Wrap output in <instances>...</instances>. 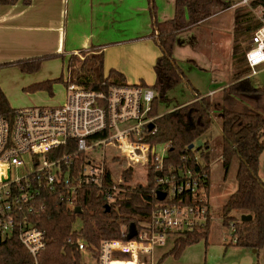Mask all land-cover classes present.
Returning <instances> with one entry per match:
<instances>
[{
	"label": "trees",
	"instance_id": "trees-1",
	"mask_svg": "<svg viewBox=\"0 0 264 264\" xmlns=\"http://www.w3.org/2000/svg\"><path fill=\"white\" fill-rule=\"evenodd\" d=\"M18 1L0 0V4H15ZM30 1L24 0L25 3ZM213 2L175 0L174 17L154 24L153 35L157 37L162 54L155 63V82L149 85L156 92V97L149 112V116L154 118L155 129L149 132L148 139L153 144L169 145L165 164L173 169V173H178L179 169H190L206 174V197L209 199L211 150L209 141L203 136L214 121L218 123L222 136L220 158L225 175L233 162L238 160L237 189L223 204L221 220L224 226H234L232 234L236 238V245L255 249L259 255L264 247V182L259 176L260 155L264 151V88L253 86L247 77L250 73L246 62L249 42L243 44L240 37L243 34L252 35L259 26L247 8L234 10L233 82L223 90L221 99L216 102L209 96L201 97V92L194 89L196 98L200 99L165 113L159 109V99L164 98L185 78L173 56L179 35L208 19L213 13ZM223 2L226 7L227 1ZM255 3L264 5V0H256ZM43 58L15 64L26 73H34L40 69ZM75 59V55L70 56L69 67ZM84 60H93L95 76L77 82L92 88L100 87L102 81L108 85L127 83L124 74L115 69L104 76L102 54H93ZM53 83L54 80L46 79L25 86L24 90H47L52 94ZM14 110L0 87V114L11 116ZM198 141H203L201 147L189 148ZM63 151L61 148L55 153L61 154ZM134 175L133 167L123 170L122 178L126 183L120 185L116 193L112 187L100 188L91 183L85 185L77 193L74 208L63 202L56 193L44 191L42 197L47 204L45 212L33 217L37 226L46 231V248L39 256L40 264H89L84 251L77 244L78 239L83 240L85 250L91 252L97 264L102 240L119 239L124 225L130 226L134 222L140 228L147 222L154 206L160 203L157 191L163 190V187L157 181V172L151 167L146 184H134ZM186 195L192 198L191 194ZM108 204L110 209H107ZM77 207H80L79 212L76 211ZM243 214L251 215L252 219L241 221ZM78 219L81 220V227L75 228ZM209 230L210 221L205 227L179 233L173 248L166 254L179 256L188 245L202 237L207 239ZM30 260V255L16 236L0 241V264H28ZM155 264L164 263L159 260Z\"/></svg>",
	"mask_w": 264,
	"mask_h": 264
},
{
	"label": "built area",
	"instance_id": "built-area-1",
	"mask_svg": "<svg viewBox=\"0 0 264 264\" xmlns=\"http://www.w3.org/2000/svg\"><path fill=\"white\" fill-rule=\"evenodd\" d=\"M226 1V9L245 7L259 23L246 51L250 78L264 70L257 69L264 63V5L256 0ZM65 83L63 104L33 105L15 108L11 116L0 114V241L16 236L31 257L28 264H40L46 231L33 217L45 212L43 192L56 193L74 208L79 189L91 183L112 187L116 193L126 183L123 170L140 164L161 173L157 181L166 197L154 206L149 220L137 227L133 238H128L130 226L124 225L119 239L102 240L97 264H155L153 250L165 242L167 233L205 227L210 221L206 174L190 169L173 173L165 164L169 145L148 139L155 129L148 125L154 120L149 112L156 97L149 85L102 81L100 87L92 88L69 79ZM61 148L63 153L56 154ZM100 149L103 157L98 160ZM121 156L129 164L118 180L113 166ZM230 229L233 232L234 226ZM77 244L85 251L82 239Z\"/></svg>",
	"mask_w": 264,
	"mask_h": 264
},
{
	"label": "crops",
	"instance_id": "crops-1",
	"mask_svg": "<svg viewBox=\"0 0 264 264\" xmlns=\"http://www.w3.org/2000/svg\"><path fill=\"white\" fill-rule=\"evenodd\" d=\"M216 6L223 8L216 10ZM213 7L208 19L179 35L173 56L182 71L191 64L213 72L214 86L204 92L186 79L191 87L190 98L161 113L203 96L212 101L221 99L223 90L233 82V69L229 66L233 65L235 13L225 21L227 12L233 9H226L223 0H217ZM174 14L175 0H168L167 6H158L156 0H19L0 4V68L38 57L88 52L89 56L102 54L104 76L115 69L124 74L127 83L151 86L156 79V60L162 54L153 35L154 24L169 20ZM196 58L208 62L209 67L200 66ZM224 62L226 70H222ZM194 89L202 96L196 98Z\"/></svg>",
	"mask_w": 264,
	"mask_h": 264
},
{
	"label": "rangeland",
	"instance_id": "rangeland-1",
	"mask_svg": "<svg viewBox=\"0 0 264 264\" xmlns=\"http://www.w3.org/2000/svg\"><path fill=\"white\" fill-rule=\"evenodd\" d=\"M217 0H214L213 6ZM158 6L163 4L167 6L168 0H156ZM225 7V6H224ZM223 6H216V10H221ZM215 10V7H213ZM234 12L229 10L225 21L230 20V15ZM226 14V15H227ZM208 26L207 24H205ZM193 31L191 34H194ZM243 44L248 43L251 35L243 34L241 37ZM192 54V51H189ZM64 55H50L42 59L41 67L34 73H26L19 66L4 65L0 68V87L7 95L12 108L29 107L33 105H56L63 104L66 96L65 80L70 81L84 80L87 77H94L95 71L93 60L85 62L86 57H90L88 52L81 55H75L76 59L69 67V58ZM197 59V58H196ZM198 64L202 67H209L205 61L197 59ZM232 61V60H231ZM211 63V61H209ZM233 62V61H232ZM84 63V65H83ZM187 67L182 71L185 75L183 81L178 84L173 92L159 99L160 112L168 107H174L178 102L186 101L190 98L191 87L187 82L191 83L194 88H199L207 92L214 80V74L211 71L194 68V65L186 64ZM223 69L226 70V63H223ZM264 67V63L257 66V69ZM229 69H233L229 66ZM231 71L228 73V79L231 77ZM249 75V74H248ZM247 75V77H248ZM62 77L61 80L58 78ZM54 80L53 93L47 90H38L36 92H28L24 87L36 80ZM188 79V81L186 80ZM35 80V81H34ZM255 87L264 88V70L250 77ZM187 81V82H186ZM186 83V84H185ZM220 100L214 98L213 101ZM219 103V102H218ZM262 103V102H261ZM165 108V109H164ZM217 116V115H215ZM218 118V117H216ZM209 140L211 150L210 179L211 186L209 192V214H210V230L207 239L202 237L197 242L184 248L179 256L168 253L174 246L177 233H167L163 244L158 243L153 250L152 258L154 262L162 260L164 264H264V247L257 255L255 249L244 248L235 244L234 235L229 227L224 226L221 220V209L228 197L237 189L236 173L238 168V160L234 161L228 174L222 166L220 158L222 136L218 124L214 121L208 132L203 136ZM109 147L108 149H110ZM160 148V146L158 147ZM118 154L117 151H114ZM94 154V152L92 153ZM97 159L103 157V149L96 153ZM109 158V157H108ZM129 164L123 156L113 166L115 177L119 180L121 171ZM133 183H147L148 169L140 164L134 165ZM259 176L264 182V151L260 155ZM239 216L238 212L234 213ZM75 228L81 227V220L78 219ZM165 255V256H164ZM86 260L95 264L91 256V252L84 251ZM126 264H137L135 262H127Z\"/></svg>",
	"mask_w": 264,
	"mask_h": 264
},
{
	"label": "water",
	"instance_id": "water-1",
	"mask_svg": "<svg viewBox=\"0 0 264 264\" xmlns=\"http://www.w3.org/2000/svg\"><path fill=\"white\" fill-rule=\"evenodd\" d=\"M154 127H155L154 122L149 123L148 128H149L150 130H152ZM202 144H203V141H198L196 144H192V145H190L189 148H190V149H193V148H195V146H197V147H201ZM157 175L160 176L161 173L157 172ZM165 197H166V192H165V191H162V190H158V191H157V199H158L159 201L164 200ZM107 209H110V205H109V204L107 205ZM76 211L79 212V211H80V207H77V208H76ZM251 219H252V216H251V215H248V214H243V215L241 216V221H250ZM136 234H137V226H136V224L133 222V223L130 224L128 238L131 239V238H133ZM255 251H256V250H255Z\"/></svg>",
	"mask_w": 264,
	"mask_h": 264
}]
</instances>
